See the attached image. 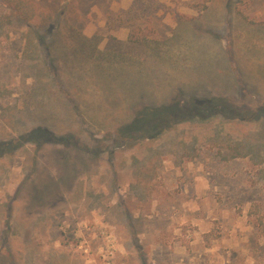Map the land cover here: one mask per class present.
I'll return each mask as SVG.
<instances>
[{
	"label": "rangeland",
	"instance_id": "374dc122",
	"mask_svg": "<svg viewBox=\"0 0 264 264\" xmlns=\"http://www.w3.org/2000/svg\"><path fill=\"white\" fill-rule=\"evenodd\" d=\"M0 142V264H264V0H0Z\"/></svg>",
	"mask_w": 264,
	"mask_h": 264
},
{
	"label": "trees",
	"instance_id": "16d2710c",
	"mask_svg": "<svg viewBox=\"0 0 264 264\" xmlns=\"http://www.w3.org/2000/svg\"><path fill=\"white\" fill-rule=\"evenodd\" d=\"M232 2V0H230ZM48 31V29H47ZM40 42H43L42 37L38 36ZM189 108H185L180 106L179 103H171L166 105H157V106H146L138 114L137 119L123 125L120 128V135H124L127 137L129 133H133L134 131H138L139 138L144 137L146 139H154L155 137L161 134L163 126H167L169 124V119L172 117H179L181 120H207L210 116H215L216 114H222L220 109H216V107H222V102H220L219 98H196L191 97L189 101ZM229 106L226 104L228 109ZM224 113V112H223ZM166 128V127H165ZM164 128V129H165ZM47 135L48 131H44ZM51 134V133H50ZM143 134V135H142ZM130 136V135H129ZM131 137V136H130ZM138 137V136H137ZM53 139V137H52ZM68 143V142H66ZM4 143L0 142V150L3 149ZM250 146H246V149L252 151Z\"/></svg>",
	"mask_w": 264,
	"mask_h": 264
}]
</instances>
